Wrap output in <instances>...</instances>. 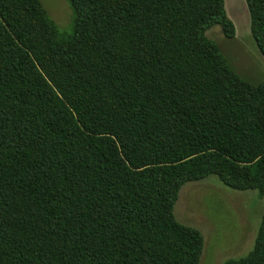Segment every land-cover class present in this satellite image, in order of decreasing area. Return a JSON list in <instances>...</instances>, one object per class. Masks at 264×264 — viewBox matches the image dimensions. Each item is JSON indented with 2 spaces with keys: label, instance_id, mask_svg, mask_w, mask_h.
I'll use <instances>...</instances> for the list:
<instances>
[{
  "label": "trees",
  "instance_id": "trees-1",
  "mask_svg": "<svg viewBox=\"0 0 264 264\" xmlns=\"http://www.w3.org/2000/svg\"><path fill=\"white\" fill-rule=\"evenodd\" d=\"M0 0V264H199L181 188L215 176L264 199V79L206 32L225 0ZM264 58V0H246ZM224 264H264L253 248Z\"/></svg>",
  "mask_w": 264,
  "mask_h": 264
},
{
  "label": "rangeland",
  "instance_id": "rangeland-1",
  "mask_svg": "<svg viewBox=\"0 0 264 264\" xmlns=\"http://www.w3.org/2000/svg\"><path fill=\"white\" fill-rule=\"evenodd\" d=\"M50 19L65 35L71 33L72 11L65 0H40ZM225 11L235 28L233 39L225 38L216 25L206 32L229 67L244 81L259 85L264 79V58L250 34L246 0H225ZM264 213V199L256 192H237L210 176L185 184L174 206L178 223L196 229L204 246L199 264H224L245 257L253 248Z\"/></svg>",
  "mask_w": 264,
  "mask_h": 264
}]
</instances>
